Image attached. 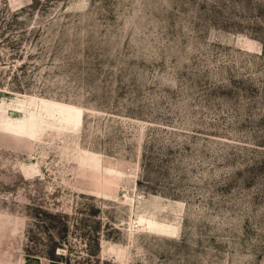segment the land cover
Masks as SVG:
<instances>
[{"label": "rangeland", "instance_id": "374dc122", "mask_svg": "<svg viewBox=\"0 0 264 264\" xmlns=\"http://www.w3.org/2000/svg\"><path fill=\"white\" fill-rule=\"evenodd\" d=\"M68 249L264 264V0H0V264Z\"/></svg>", "mask_w": 264, "mask_h": 264}, {"label": "trees", "instance_id": "16d2710c", "mask_svg": "<svg viewBox=\"0 0 264 264\" xmlns=\"http://www.w3.org/2000/svg\"><path fill=\"white\" fill-rule=\"evenodd\" d=\"M100 231L98 230V227H95L92 229V235L90 239V243L88 245V254L86 257H83L84 260H93L96 263L101 261L100 258ZM55 252V249H54ZM54 255H56L54 253ZM53 257H60L61 259H65L67 264H78L82 260V257L80 258H71V255L69 254V249L67 250V253H61L60 256L56 255Z\"/></svg>", "mask_w": 264, "mask_h": 264}, {"label": "bare ground", "instance_id": "6f19581e", "mask_svg": "<svg viewBox=\"0 0 264 264\" xmlns=\"http://www.w3.org/2000/svg\"><path fill=\"white\" fill-rule=\"evenodd\" d=\"M4 125V124H3ZM6 126V125H5ZM26 170V169H25ZM28 170V169H27ZM30 170V169H29ZM26 172H28V171H26Z\"/></svg>", "mask_w": 264, "mask_h": 264}]
</instances>
